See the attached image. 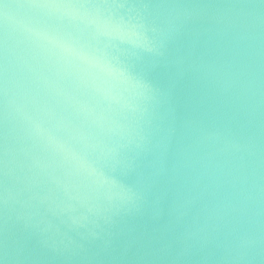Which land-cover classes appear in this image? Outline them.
<instances>
[{
    "label": "clouds",
    "instance_id": "clouds-1",
    "mask_svg": "<svg viewBox=\"0 0 264 264\" xmlns=\"http://www.w3.org/2000/svg\"><path fill=\"white\" fill-rule=\"evenodd\" d=\"M194 15L176 5L127 0L3 4L0 52L23 73V83L16 90L9 86L2 100L15 155L5 170L13 199L28 193L74 220H107L138 205L140 195L109 173H128L149 152L150 165L162 170L172 109L144 74ZM215 24L227 38L222 86L251 125L264 104V11L222 12ZM182 163L198 165L196 182L214 198L201 228L205 241L220 234L217 244L236 264L254 259L264 248V184L255 136L202 134Z\"/></svg>",
    "mask_w": 264,
    "mask_h": 264
},
{
    "label": "water",
    "instance_id": "water-1",
    "mask_svg": "<svg viewBox=\"0 0 264 264\" xmlns=\"http://www.w3.org/2000/svg\"><path fill=\"white\" fill-rule=\"evenodd\" d=\"M19 0H0L4 3ZM128 3L176 5L194 17L169 41L144 78L166 95L173 129L160 165H150L151 152L128 173H109L141 197L131 210L105 220L88 216L74 220L68 212L53 213L25 193L13 199L5 177L4 151L10 147L0 113V264H236L221 238L205 241L201 231L214 198L198 165L183 164L197 139L205 133L228 131L236 137L255 136L264 184V104L251 125L235 100L224 91L221 68L227 60V38L219 34V13L253 7L264 11V0H127ZM259 75L264 85V63ZM10 88L23 83L20 68L9 66ZM2 109V102H0ZM10 136L12 125H9ZM195 157H193V160ZM243 264H264V248Z\"/></svg>",
    "mask_w": 264,
    "mask_h": 264
},
{
    "label": "snow or ice",
    "instance_id": "snow-or-ice-1",
    "mask_svg": "<svg viewBox=\"0 0 264 264\" xmlns=\"http://www.w3.org/2000/svg\"><path fill=\"white\" fill-rule=\"evenodd\" d=\"M10 86L9 83V66L3 55L0 52V102H2L3 97ZM0 113H2V109H0ZM15 159L14 153L11 151L9 147L5 148L4 151V165L5 170L9 167L13 160Z\"/></svg>",
    "mask_w": 264,
    "mask_h": 264
}]
</instances>
